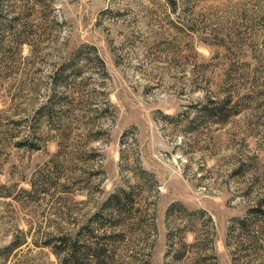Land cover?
Returning a JSON list of instances; mask_svg holds the SVG:
<instances>
[{"label":"rangeland","instance_id":"obj_1","mask_svg":"<svg viewBox=\"0 0 264 264\" xmlns=\"http://www.w3.org/2000/svg\"><path fill=\"white\" fill-rule=\"evenodd\" d=\"M26 5L0 1L31 32H0V264H264V0Z\"/></svg>","mask_w":264,"mask_h":264},{"label":"trees","instance_id":"obj_2","mask_svg":"<svg viewBox=\"0 0 264 264\" xmlns=\"http://www.w3.org/2000/svg\"><path fill=\"white\" fill-rule=\"evenodd\" d=\"M1 2L3 0H0ZM7 2H11V1H20V0H4ZM25 1V3L27 4L25 6V11H28L30 13V11L32 10L31 8H29V4L32 2V0H23ZM21 8V7H20ZM14 8L9 7V11H8V16L6 18H3L2 16H0V32L1 30L5 31L8 33V44L10 45H14L16 47H21L23 45H30V40L29 37L31 35V32H28V23L25 22L26 20L28 21V17H20V11L19 12H15V16H10L12 15ZM7 11V10H6ZM22 11H24V9H22ZM1 13V11H0ZM5 42L3 40H1L0 38V47L2 46V44H4ZM128 193L125 190H119L118 192L114 193L113 195L110 196V198L107 201V204L109 202L114 203L115 205H118L120 203V199L121 197H128ZM264 206V204H263ZM260 210V209H259ZM260 214H263V211H258ZM246 222V220H240V223L242 225H244V223ZM67 254V257L65 258V261L68 260V258L73 261V255L68 253V252H64ZM68 263V261H67ZM71 263V262H69ZM74 264V263H73Z\"/></svg>","mask_w":264,"mask_h":264}]
</instances>
